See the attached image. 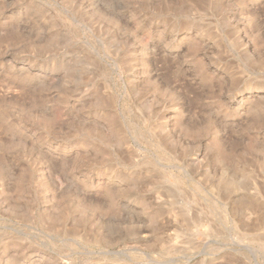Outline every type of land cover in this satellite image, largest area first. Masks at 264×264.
<instances>
[{"label": "rangeland", "instance_id": "1", "mask_svg": "<svg viewBox=\"0 0 264 264\" xmlns=\"http://www.w3.org/2000/svg\"><path fill=\"white\" fill-rule=\"evenodd\" d=\"M0 264H264V0H0Z\"/></svg>", "mask_w": 264, "mask_h": 264}]
</instances>
